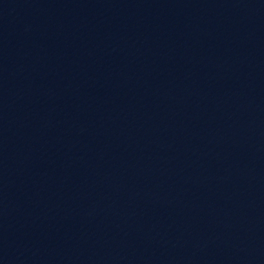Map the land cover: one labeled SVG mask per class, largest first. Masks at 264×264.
<instances>
[{"label":"water","instance_id":"95a60500","mask_svg":"<svg viewBox=\"0 0 264 264\" xmlns=\"http://www.w3.org/2000/svg\"><path fill=\"white\" fill-rule=\"evenodd\" d=\"M0 193L49 264H264V0H0Z\"/></svg>","mask_w":264,"mask_h":264}]
</instances>
